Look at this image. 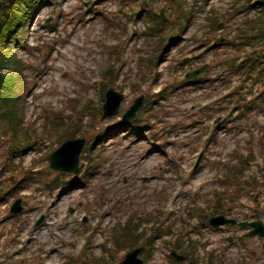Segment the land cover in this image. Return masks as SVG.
Segmentation results:
<instances>
[{
  "label": "rangeland",
  "instance_id": "1",
  "mask_svg": "<svg viewBox=\"0 0 264 264\" xmlns=\"http://www.w3.org/2000/svg\"><path fill=\"white\" fill-rule=\"evenodd\" d=\"M146 2L151 11L137 18L133 12L141 7L134 0H102L89 7L84 0H43L32 7L33 17L23 27V45L16 55L27 64L24 74L29 76L22 91V114L36 128L41 151L29 148L0 172V264H117L124 251L111 248L113 260L105 242L119 221L127 223L133 215L149 219L138 229L143 239L155 233L154 247L147 251L150 256L144 260V252L140 254L144 264H173L169 258L175 244L182 253L189 252L181 264H264V232L249 236L250 227L237 224L264 225V109L235 120L237 109L227 102L243 91L237 87L241 78L215 74L221 71L218 63L235 54L234 30L257 16L258 9L238 5L234 10V0H207L200 12L204 2L180 1L192 11L191 23L176 44L184 43L176 51L171 46L156 65H150L157 38L145 36L142 29L162 7L172 21L179 11L176 5L169 7V0ZM210 6L223 17L207 31L204 19ZM82 7L90 10L82 13ZM175 33L178 28L172 26L164 32L169 40ZM217 37L223 38V45L205 49L204 43L213 40V45ZM120 44L126 56L123 65L116 64L117 79L110 87L123 99L116 115L101 119L98 112L106 92L100 88L101 71L112 58L119 62L115 51L119 54ZM243 46L251 49L248 43ZM180 59L188 65H181ZM200 65H206L202 81L164 90ZM258 90L255 86L251 97ZM156 92H161L159 97ZM140 95L143 103L137 113L148 102L153 108L142 114L136 127L134 118L118 123ZM54 113L76 122L74 138L84 139L76 174L55 171L46 159L59 146L57 136L42 122ZM235 151L237 157L252 151L255 158L245 173L246 189L222 203L224 215L235 224L212 227L206 214L201 226L194 209L210 210L218 177L229 168ZM7 152L0 138V168ZM57 173L61 176L52 182ZM16 198H21L22 208L13 214L9 208ZM151 215L156 220H150ZM159 228L170 232L156 238Z\"/></svg>",
  "mask_w": 264,
  "mask_h": 264
},
{
  "label": "trees",
  "instance_id": "2",
  "mask_svg": "<svg viewBox=\"0 0 264 264\" xmlns=\"http://www.w3.org/2000/svg\"><path fill=\"white\" fill-rule=\"evenodd\" d=\"M43 0H0V128L2 129L1 135L8 146V155L5 158V165L12 164L13 157L17 156L20 159L23 154L30 148L35 149L38 143L37 130L33 126L29 125L31 123L25 124L24 117L21 108V98L22 91L27 83V79L23 73L25 65L22 60L17 57L16 52L13 51L15 44L23 45L24 37V23L32 18L31 9L34 5L42 3ZM85 5L93 6L95 2L102 0H84ZM125 1V0H121ZM233 5L234 10H238V5L242 8L255 7L258 9V15L253 19H246L243 25L238 31H236L234 41L232 44L238 46L236 53L230 58L223 60L219 63L220 73L215 72L216 75L223 76H233L239 75L241 78V83L238 88L245 87V93L240 92L235 99H229V106H233L237 109L235 115L236 119H241L244 117H249L250 113H259L264 109V0H234ZM253 1V2H252ZM256 3V5H255ZM169 7L176 5L178 6V17L175 20H170L166 22L158 14L154 13L155 18L150 19L151 24H149L143 34L148 37H156V46L154 49L156 53L151 62L157 63L159 58H161L169 46L170 42L166 41L165 36L161 34L165 31L168 24L173 27H178L179 30H183L185 26L191 20L190 14L183 10L181 2L179 0H169ZM140 7L143 8L145 5H149L147 2H140ZM90 8H81L82 13ZM143 9L133 12V17H139ZM110 23L112 19H107ZM208 23L206 24L208 31L214 30L219 23V17L215 9L211 10V15L207 17ZM258 23L257 28H252V26ZM245 27V28H244ZM250 28V33L246 30ZM178 38V37H176ZM237 40V42H236ZM173 43V42H171ZM248 43L251 49H246L243 46ZM207 44V43H204ZM40 46V45H39ZM117 58L119 59V54L117 51ZM223 65L225 69L223 70ZM7 69L8 73H3V70ZM116 64L114 62L110 63L109 66L105 67L101 71V90L102 93L110 86V83L115 81L117 78ZM191 82H198L197 80H190ZM186 79L182 80V84L190 82ZM250 84V86H247ZM257 85L259 90L256 95L251 97V87ZM165 90V89H164ZM251 98H247V95ZM231 93L227 94L230 98ZM103 98V95H102ZM83 113V106L78 109L77 116L80 117ZM142 117V112H139L136 118L133 120L135 126H137L138 121ZM70 119V117H69ZM43 126L46 131L53 132L57 136L58 143L62 141L75 137L74 129L78 124L76 122H67L59 117V114H47L44 116ZM76 124V125H75ZM239 153L235 151L232 158L228 163L225 172L223 173V179L219 181L221 190L219 195L215 193L216 205L222 204L227 198H232L237 192H242L246 189V185L249 183L245 178V173L250 171L252 162L255 159L253 152L248 151L245 155L237 157ZM31 171H28L30 173ZM61 176L58 173L52 182L57 181ZM252 183H257L255 180H251ZM2 197L0 196V199ZM212 212L211 214H214ZM220 211L219 214H222ZM206 214H199L198 216L204 220ZM155 219V215L150 216V220ZM148 220L141 215H133L132 218L126 223V221H119L116 224L115 231L112 233L109 240H106L105 244L107 246H113L114 250L127 251L138 246H145L146 251H150L154 247L155 233H152L148 237L142 238L143 233H139L138 229L140 225ZM159 232L156 233V237L160 235L168 234L170 232L169 228L158 229ZM190 243H193L191 239H188ZM174 249L179 250L180 246L175 244L172 246ZM111 251V250H108ZM179 252H181L179 250ZM182 253V252H181ZM189 252H183L182 254H188ZM149 255V254H148ZM111 259L114 260L113 253L110 255ZM172 263H175L171 259Z\"/></svg>",
  "mask_w": 264,
  "mask_h": 264
},
{
  "label": "water",
  "instance_id": "3",
  "mask_svg": "<svg viewBox=\"0 0 264 264\" xmlns=\"http://www.w3.org/2000/svg\"><path fill=\"white\" fill-rule=\"evenodd\" d=\"M164 8L161 9V14ZM220 39L217 42H220ZM205 67L198 68L197 70L187 73L186 77H194L202 72ZM122 94L116 92L112 88L108 89L105 95V102L103 104V113L102 118L110 117L118 112L119 104L122 100ZM142 103V97H138L134 100V102L129 106V108L122 115L121 120L118 123H123L130 118L134 117L137 109ZM117 123V124H118ZM84 139H69L64 141L61 146L56 149L51 155H49L48 160L50 163V167L59 171L73 172L76 173L78 171V163H79V154L83 148ZM69 147V148H68ZM21 210V200L16 199V201L12 204L10 211L13 213H17ZM40 221L37 222V224ZM209 222L213 226L226 224V223H234L235 221L232 219H227L222 215L210 218ZM250 225L253 227L251 231H249L248 235L252 234H263V225L260 222H250V223H240V226L244 227L245 225ZM143 250V247H138L128 251L125 254L123 260H121L118 264H143L142 259L138 257L139 253ZM171 255L174 256L177 260H182L184 257L175 254V252H171Z\"/></svg>",
  "mask_w": 264,
  "mask_h": 264
}]
</instances>
